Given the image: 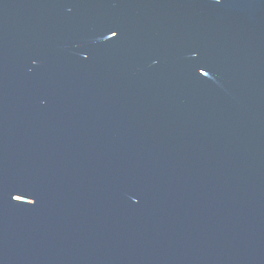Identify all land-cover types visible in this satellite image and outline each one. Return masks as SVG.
<instances>
[{
	"label": "water",
	"instance_id": "water-1",
	"mask_svg": "<svg viewBox=\"0 0 264 264\" xmlns=\"http://www.w3.org/2000/svg\"><path fill=\"white\" fill-rule=\"evenodd\" d=\"M0 264H264V0H0Z\"/></svg>",
	"mask_w": 264,
	"mask_h": 264
},
{
	"label": "snow or ice",
	"instance_id": "snow-or-ice-1",
	"mask_svg": "<svg viewBox=\"0 0 264 264\" xmlns=\"http://www.w3.org/2000/svg\"><path fill=\"white\" fill-rule=\"evenodd\" d=\"M113 35H115V33H113Z\"/></svg>",
	"mask_w": 264,
	"mask_h": 264
}]
</instances>
